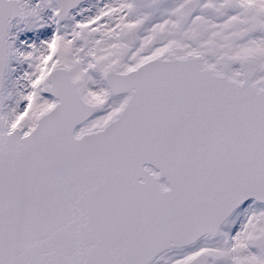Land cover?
<instances>
[{
    "label": "snow or ice",
    "instance_id": "1",
    "mask_svg": "<svg viewBox=\"0 0 264 264\" xmlns=\"http://www.w3.org/2000/svg\"><path fill=\"white\" fill-rule=\"evenodd\" d=\"M0 264H264V0H0Z\"/></svg>",
    "mask_w": 264,
    "mask_h": 264
}]
</instances>
